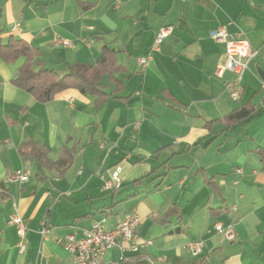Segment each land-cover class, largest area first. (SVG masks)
<instances>
[{
	"label": "crops",
	"instance_id": "crops-1",
	"mask_svg": "<svg viewBox=\"0 0 264 264\" xmlns=\"http://www.w3.org/2000/svg\"><path fill=\"white\" fill-rule=\"evenodd\" d=\"M0 6V37L34 45L36 69L42 62L64 74L75 64L93 65L106 46L124 68L114 73L119 83L101 77L103 92L73 86L41 102L13 82L26 57L0 58V264H73L62 238L81 236L102 217L112 228L132 210L141 216L140 243L153 244L127 249L122 264H149L148 257L152 264H264V0ZM163 27L171 31L156 46ZM219 28L260 50L240 80L239 99L225 85L235 74L216 73L226 48L212 37ZM148 56L144 67L138 59ZM248 103V116L223 119ZM30 140L46 146L54 162L64 146L72 148V163L42 169L21 153ZM20 168L28 180H9ZM107 182L121 185L108 189ZM14 214L29 226L25 250L8 222ZM122 253L115 247L100 261L113 264Z\"/></svg>",
	"mask_w": 264,
	"mask_h": 264
},
{
	"label": "built area",
	"instance_id": "built-area-1",
	"mask_svg": "<svg viewBox=\"0 0 264 264\" xmlns=\"http://www.w3.org/2000/svg\"><path fill=\"white\" fill-rule=\"evenodd\" d=\"M18 28V25L15 26ZM171 28H161L155 45L158 46L163 42L165 37L170 33ZM212 37L225 43L224 60L218 65L216 73L219 76H224L226 71L235 74L233 79L225 82L226 90L234 99L240 98L239 84L242 76L250 67V63L260 54V50L253 48L250 42L243 35H231L224 28H219L212 32ZM59 44L72 45L69 40H57ZM152 56L140 57L138 59L142 66H146L151 60ZM135 129L138 126H134ZM29 178V171L20 168L14 171L9 180L25 182ZM121 183L112 184L107 182L105 187L111 189L113 187L119 188ZM9 224L14 225L18 236L21 238L20 249L26 248V236L29 230L27 221L19 214H14L9 219ZM140 226L141 216L136 210H132L127 214L124 221L112 228L107 227V218L102 217L93 224L83 229V234L78 236L76 231L67 234L60 241L66 246L73 256V264H104L101 263L100 258L103 257L109 250L118 247L122 250L120 260L113 264H122L128 261L125 256V251L128 249L133 252H138L143 246H150L153 244L152 240H145L140 243ZM219 231H224L221 223L216 224ZM226 237L233 239V230L226 231ZM200 245L192 248L193 253L200 250ZM147 261L152 264L153 261L148 257Z\"/></svg>",
	"mask_w": 264,
	"mask_h": 264
},
{
	"label": "trees",
	"instance_id": "trees-1",
	"mask_svg": "<svg viewBox=\"0 0 264 264\" xmlns=\"http://www.w3.org/2000/svg\"><path fill=\"white\" fill-rule=\"evenodd\" d=\"M1 17L2 8L0 6V19ZM38 52V49L34 45L24 39L9 36L8 40L4 42L3 38L0 37V58L7 62H12L21 56L26 57L13 82L18 87L31 93L41 102H48L58 92L73 86H76L82 92H101L102 89L99 85L101 77L108 73L111 82L119 83L114 73L124 69L116 61V52L108 46L104 48V52L96 64H75L70 66L69 70L64 74L55 69L45 67L42 62L38 63L39 68L36 69L35 57L38 55ZM253 109L254 106L248 103L237 107L224 116L223 119L228 124L235 123L248 116ZM21 153L22 155L33 156L42 169L44 167L65 169L73 161L72 148L64 146L61 157L54 162L48 156V148L39 145L34 140L22 144ZM259 153L264 158V149L259 150Z\"/></svg>",
	"mask_w": 264,
	"mask_h": 264
},
{
	"label": "water",
	"instance_id": "water-1",
	"mask_svg": "<svg viewBox=\"0 0 264 264\" xmlns=\"http://www.w3.org/2000/svg\"><path fill=\"white\" fill-rule=\"evenodd\" d=\"M260 72V74H261V76L263 77V79H264V71H259Z\"/></svg>",
	"mask_w": 264,
	"mask_h": 264
}]
</instances>
